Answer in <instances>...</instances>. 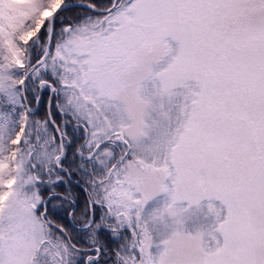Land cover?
<instances>
[{
    "label": "snow or ice",
    "instance_id": "6c2138e0",
    "mask_svg": "<svg viewBox=\"0 0 264 264\" xmlns=\"http://www.w3.org/2000/svg\"><path fill=\"white\" fill-rule=\"evenodd\" d=\"M0 264H264V0H0Z\"/></svg>",
    "mask_w": 264,
    "mask_h": 264
},
{
    "label": "trees",
    "instance_id": "16d2710c",
    "mask_svg": "<svg viewBox=\"0 0 264 264\" xmlns=\"http://www.w3.org/2000/svg\"><path fill=\"white\" fill-rule=\"evenodd\" d=\"M80 196V203L83 204L84 202V198H83V194L82 193H78Z\"/></svg>",
    "mask_w": 264,
    "mask_h": 264
}]
</instances>
